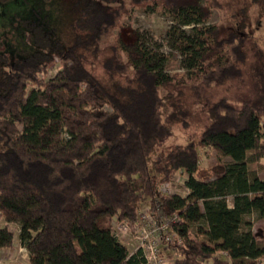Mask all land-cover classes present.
<instances>
[{
    "label": "trees",
    "instance_id": "1",
    "mask_svg": "<svg viewBox=\"0 0 264 264\" xmlns=\"http://www.w3.org/2000/svg\"><path fill=\"white\" fill-rule=\"evenodd\" d=\"M128 3L172 21L183 73L137 31L107 42L123 0H72L64 45L44 18L19 21L26 54L0 56V250L16 224L26 264H140L112 225L133 231L147 201L171 217L173 264H264L249 222L264 220V51L207 25L217 0ZM175 124L186 143L165 150ZM198 149L229 162L203 180ZM178 173L187 194L160 193Z\"/></svg>",
    "mask_w": 264,
    "mask_h": 264
},
{
    "label": "rangeland",
    "instance_id": "2",
    "mask_svg": "<svg viewBox=\"0 0 264 264\" xmlns=\"http://www.w3.org/2000/svg\"><path fill=\"white\" fill-rule=\"evenodd\" d=\"M72 0H0V56L10 55L12 51L19 50L16 56L26 54L27 48L18 40L16 27L19 21L30 20L34 17L44 18L49 28L54 31L53 39L60 41L63 45L68 43L72 16L69 5ZM126 13L119 20V30L112 32L107 42L113 43L116 40L117 32L124 41L130 39V31H137L143 38L149 50L167 56L165 70L168 74H180L184 70L181 68L182 58L173 48V39L168 35L173 23L159 10L146 8L143 6L131 7L128 0H123ZM218 9H212L207 25H214L219 35L235 33L246 38L247 46H254L256 49L264 51V0H217ZM121 29V30H120ZM127 29V30H126ZM186 34L189 27L182 28ZM10 45V47H8ZM5 69V68H4ZM59 69L57 63L47 71L46 78L53 76ZM186 136L183 134L179 125L172 127V135L166 141L163 148L169 150L176 145H184ZM199 170L203 180L213 177V168L229 162L228 158L219 159L211 149H198ZM261 164H264L262 161ZM248 169H254L249 166ZM259 176H262L260 173ZM185 175L175 174L169 183L159 192L171 195L185 196L187 191L183 185ZM231 199L225 198V203L230 207ZM147 201L138 210V223L131 231L126 225L113 223L112 233L130 254L137 239L142 232L150 238L156 239V255L161 260V264H173L177 257L176 249L169 248L160 238L163 232L154 231L162 222L168 221L171 217L166 212L160 215L150 214ZM160 222V224L157 223ZM251 232L256 238L264 240V220L257 216L249 217ZM5 224L1 223L0 226ZM13 234V246L10 250H0V264H26L27 257L23 246L18 241V225H6ZM201 222L189 228V237L196 239L195 228L203 227ZM143 235V234H142ZM168 236L171 235L168 233Z\"/></svg>",
    "mask_w": 264,
    "mask_h": 264
},
{
    "label": "built area",
    "instance_id": "3",
    "mask_svg": "<svg viewBox=\"0 0 264 264\" xmlns=\"http://www.w3.org/2000/svg\"><path fill=\"white\" fill-rule=\"evenodd\" d=\"M166 185L167 184L160 186L158 191H160L161 189H164V187ZM162 194H165V193H162ZM165 195H171V194H165ZM138 220H139V218H138ZM168 221L162 222L161 224H160V222H158V224H160V225L154 229V231L164 233L163 238H160L163 241V243L170 240V238H171L170 236H168V227H167ZM113 223H115V222H113ZM121 224L126 225L124 223H121ZM112 227H113V225H112ZM142 234L137 239L136 245L134 246L133 251L130 254H128V256L137 255L139 257V259H141L140 264H161V260L157 259V255H156V247H157L156 239L150 238L144 232H142Z\"/></svg>",
    "mask_w": 264,
    "mask_h": 264
}]
</instances>
